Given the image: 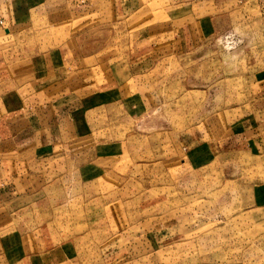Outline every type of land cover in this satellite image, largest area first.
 Returning <instances> with one entry per match:
<instances>
[{
	"label": "rangeland",
	"instance_id": "1",
	"mask_svg": "<svg viewBox=\"0 0 264 264\" xmlns=\"http://www.w3.org/2000/svg\"><path fill=\"white\" fill-rule=\"evenodd\" d=\"M12 1L1 45L34 83L0 95L40 117L15 137L0 101V264H264V0L203 3L184 50L137 34L175 0Z\"/></svg>",
	"mask_w": 264,
	"mask_h": 264
},
{
	"label": "crops",
	"instance_id": "2",
	"mask_svg": "<svg viewBox=\"0 0 264 264\" xmlns=\"http://www.w3.org/2000/svg\"><path fill=\"white\" fill-rule=\"evenodd\" d=\"M113 0L107 1L108 6L110 8ZM117 1V0H116ZM213 0H187V1H173L172 4L174 6L171 8L169 18L166 20L164 23H155L146 25V27L143 28V30H140L137 32L138 36H144V38L151 37L153 33L155 32L158 35L164 34L165 36H176L179 37L180 41V47L183 48V50L191 46V41L192 38L195 36H200V38H205L211 30V15L205 14V15H199L198 14V7L202 5L205 2H211ZM225 0H219L218 3H214L216 6L218 4L222 5ZM178 2V3H177ZM20 1H16L13 3L12 0H0V33L2 31H7V28L9 26H18L20 24H23L25 20L27 19V16H30L28 13H26L24 10L20 8ZM85 5L79 4L78 2L74 1V6H75V13L74 15L77 16H82L86 14L88 11L92 10L97 11L100 10V8L95 7V2L92 0L90 2V8L85 10ZM8 6V7H7ZM145 5H142L141 7L139 6L138 0H119L118 2V9L117 13L120 12L118 15L119 16H132L134 12L139 11L140 9H143ZM119 10V11H118ZM115 11V10H113ZM52 15V14H51ZM5 16H9L6 18ZM2 20V22H1ZM198 27V29L195 28ZM6 29V30H5ZM170 31V32H168ZM174 31V32H173ZM8 32V31H7ZM146 35H144V33ZM176 32V33H175ZM171 33V34H170ZM4 34H0V76L2 75L3 78L5 74H10L11 76L8 79H2L0 81V85H4L5 83L7 84H15V85H21V86H26V85H32L34 81H21L17 77L12 78L13 74L9 70L8 67L11 66V57L13 55V52L10 53V51L5 50V46L1 45V42L4 40ZM184 42V43H183ZM189 43V44H188ZM8 54L11 56L10 58L8 57ZM47 54L41 55V57L33 58V69L35 68V71H31L32 73H36V69H38L39 66H37L38 63L45 64L47 62ZM37 59V60H35ZM36 61V62H35ZM52 59L49 61L51 62ZM37 78V77H36ZM66 79V78H65ZM4 103L10 108L9 110H6V105L3 103L1 104V109H2V114H6V124H2V127L6 128L7 132L12 133L11 135H16L18 136L20 133H22L25 130V127L28 126L29 130L35 129L34 123L39 120V112L37 111V108H34V114H31L29 110L26 111L24 114V119H26V122L20 123L15 121L19 115L18 114L19 110L14 108V105L17 103L18 97L9 94L8 96H4L3 94L0 95V101H3ZM8 101V104L6 102ZM52 106H50V109H48L49 113L52 111ZM5 111V112H4ZM64 113L66 114L67 111L64 110ZM77 113V112H76ZM58 114V111L56 112ZM31 123V124H29ZM29 124V125H28ZM50 126V124H48ZM39 131V130H38ZM44 133V132H40ZM32 138L29 139L27 142L22 143L21 145L15 146L18 148V150H26V149H31V148H37L41 146H45L46 143L41 142V136H37V134L31 133ZM14 137V138H15ZM40 145V146H38ZM37 146V147H36ZM14 149V148H12Z\"/></svg>",
	"mask_w": 264,
	"mask_h": 264
},
{
	"label": "built area",
	"instance_id": "3",
	"mask_svg": "<svg viewBox=\"0 0 264 264\" xmlns=\"http://www.w3.org/2000/svg\"><path fill=\"white\" fill-rule=\"evenodd\" d=\"M1 22H2V20H1Z\"/></svg>",
	"mask_w": 264,
	"mask_h": 264
}]
</instances>
